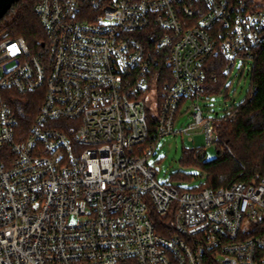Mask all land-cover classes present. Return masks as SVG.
<instances>
[{
	"label": "built area",
	"instance_id": "obj_1",
	"mask_svg": "<svg viewBox=\"0 0 264 264\" xmlns=\"http://www.w3.org/2000/svg\"><path fill=\"white\" fill-rule=\"evenodd\" d=\"M33 10L45 38L33 51L0 34V264H264V239L248 235L264 221V178L183 190L157 183L147 162L179 133L200 129L219 145L214 122L225 117H203L199 103L206 64L221 56L230 75L253 63L264 0H39ZM161 65L171 78L159 92ZM37 90L39 111L17 135L3 92ZM184 114L191 123L174 131ZM168 215L160 235L153 217Z\"/></svg>",
	"mask_w": 264,
	"mask_h": 264
},
{
	"label": "trees",
	"instance_id": "obj_2",
	"mask_svg": "<svg viewBox=\"0 0 264 264\" xmlns=\"http://www.w3.org/2000/svg\"><path fill=\"white\" fill-rule=\"evenodd\" d=\"M38 1L21 0L13 6L10 14L0 21V34L7 38H21L35 48L40 42H44L41 26L33 10ZM224 66L225 62L221 56L208 59L205 68L208 94H219L222 90H227L225 86L229 75L222 73ZM155 70L156 72L151 73V76H156L153 84L162 92L163 85L168 83L171 77L163 65ZM249 86L248 93L251 89H256L254 95L246 97L239 107L234 108L224 120L214 125L219 139L215 158L205 161L201 150L184 153L185 165L195 163L206 173L205 184L199 189L208 188L216 191L238 182L255 185L264 178V48L257 53L251 64ZM3 97L18 119L17 135L28 131L39 111L41 91H31L25 95L3 92ZM169 218L170 215L167 218L153 217L158 234L168 235L165 232L167 229L165 223L169 222ZM248 235L264 239V221L254 226Z\"/></svg>",
	"mask_w": 264,
	"mask_h": 264
},
{
	"label": "rangeland",
	"instance_id": "obj_3",
	"mask_svg": "<svg viewBox=\"0 0 264 264\" xmlns=\"http://www.w3.org/2000/svg\"><path fill=\"white\" fill-rule=\"evenodd\" d=\"M25 43L31 51L34 50L35 46ZM250 69L251 64H241L240 61L236 63L226 80L225 87L227 90H222L219 94H209L199 102L203 117L212 121L215 118H224L230 113L231 108H237L244 102L250 88ZM149 108L151 109V107ZM185 108L186 106L181 111H184ZM191 121V117L184 114L179 117V121L174 126V131L184 128ZM216 147V145H205L204 133L200 129L193 130L189 136H183L179 133L161 139L155 145V149L147 162L155 171L157 183L174 185L183 190H195L205 184L206 173L195 163L185 165L183 163L184 153L201 150L204 154V160L210 161L216 156ZM227 152H229V148Z\"/></svg>",
	"mask_w": 264,
	"mask_h": 264
},
{
	"label": "water",
	"instance_id": "obj_4",
	"mask_svg": "<svg viewBox=\"0 0 264 264\" xmlns=\"http://www.w3.org/2000/svg\"><path fill=\"white\" fill-rule=\"evenodd\" d=\"M21 0H0V20H2Z\"/></svg>",
	"mask_w": 264,
	"mask_h": 264
},
{
	"label": "bare ground",
	"instance_id": "obj_5",
	"mask_svg": "<svg viewBox=\"0 0 264 264\" xmlns=\"http://www.w3.org/2000/svg\"><path fill=\"white\" fill-rule=\"evenodd\" d=\"M166 138V137H165Z\"/></svg>",
	"mask_w": 264,
	"mask_h": 264
}]
</instances>
